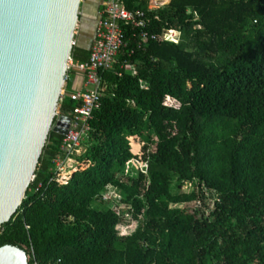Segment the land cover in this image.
<instances>
[{
	"label": "trees",
	"instance_id": "obj_1",
	"mask_svg": "<svg viewBox=\"0 0 264 264\" xmlns=\"http://www.w3.org/2000/svg\"><path fill=\"white\" fill-rule=\"evenodd\" d=\"M125 2L157 38L138 48L143 30L127 28L81 167L56 174L63 135L51 131L0 247L29 264H264V0ZM90 56L77 42L71 58ZM76 105L65 96L60 115ZM134 160L146 169L127 171ZM111 188L120 213L103 200ZM124 214L139 224L129 236Z\"/></svg>",
	"mask_w": 264,
	"mask_h": 264
},
{
	"label": "water",
	"instance_id": "obj_2",
	"mask_svg": "<svg viewBox=\"0 0 264 264\" xmlns=\"http://www.w3.org/2000/svg\"><path fill=\"white\" fill-rule=\"evenodd\" d=\"M84 0H0V228L26 196L55 121ZM0 264H29L24 250L0 247Z\"/></svg>",
	"mask_w": 264,
	"mask_h": 264
},
{
	"label": "built area",
	"instance_id": "obj_3",
	"mask_svg": "<svg viewBox=\"0 0 264 264\" xmlns=\"http://www.w3.org/2000/svg\"><path fill=\"white\" fill-rule=\"evenodd\" d=\"M125 1L101 0V11L98 14V25L95 40L91 47L90 59L84 63L75 62L73 58L68 60L67 73L64 77L65 85L60 101L65 96H68L77 105L73 109L72 114L69 115L71 120L67 133L63 136L61 142V154L54 160L57 175H61L65 162L68 160L75 161L76 156H80L86 151L84 144L91 136V121L95 113L101 109L107 90L103 74L113 69L119 53L124 48H127L128 41L125 32L127 28L143 30L140 35L141 40L137 44L138 48H141L149 38L153 40L157 38L156 35L150 36L147 32H144L148 21L146 12L141 9H127ZM173 32L175 31L170 30L164 35V38L177 43L173 38H169ZM76 46L77 40L75 38L73 48ZM132 53H134V50L131 51ZM126 67H128V64ZM72 72H75L73 76L71 75ZM78 74L83 77V80H81L79 87L76 88L74 79ZM70 82L72 83V89L69 93L67 89ZM56 116H61L60 111L57 112ZM136 161L134 160L128 165L146 169V165L142 166L141 163H138L139 161ZM137 163L139 166H137Z\"/></svg>",
	"mask_w": 264,
	"mask_h": 264
},
{
	"label": "rangeland",
	"instance_id": "obj_4",
	"mask_svg": "<svg viewBox=\"0 0 264 264\" xmlns=\"http://www.w3.org/2000/svg\"><path fill=\"white\" fill-rule=\"evenodd\" d=\"M85 8H86L85 11H81V9H83V8L80 9L81 20L79 21V25L76 29V35L78 34L76 36V40H77L78 44L83 43V38H84L83 36H81V37L79 36L78 29H81L83 27H87V30H89V31L87 32V36H85V39L91 40V37H92L91 31L94 30V28L96 27V24H97L96 1L95 0H89L88 5H86ZM151 9H153V8H151ZM169 38H173L175 41L178 42L180 39V33L175 31V32L170 34ZM87 44H88V42H87ZM83 46L85 47L86 45L84 44ZM81 80H83V77H81V75L78 74V76L74 79V85L76 88L79 87ZM57 112H59V107L57 109ZM56 118H58V116H56L55 119ZM87 146H85V144H84V148H87ZM138 163L140 164V162H138ZM138 163H137V166H139ZM77 165H78V163H76L73 160L72 161L68 160L67 162H65L64 170L62 171L61 176L64 177L65 179H66V177H69L74 171H76L77 167L79 166V165L78 166ZM80 167H78V168H80ZM131 168H132L131 165H128V171H130ZM183 190H187V186H184ZM103 200L111 202L112 208L118 213H120V212H122V210H124V208H122V206L120 205L121 195L115 188H111V189L107 190L103 195ZM213 206H214V203L211 202L212 209H213ZM185 208L188 209V211H190V213H193L197 209L202 208V203L193 202V203H191V205H187ZM122 218L124 220V222H123L124 225L119 228L121 231V234L123 236L132 235L137 230L139 224L133 220L131 215L124 214V215H122Z\"/></svg>",
	"mask_w": 264,
	"mask_h": 264
},
{
	"label": "crops",
	"instance_id": "obj_5",
	"mask_svg": "<svg viewBox=\"0 0 264 264\" xmlns=\"http://www.w3.org/2000/svg\"><path fill=\"white\" fill-rule=\"evenodd\" d=\"M96 1V7H97V11H96V20H97V24H96V27L94 28L93 31H91V40H87L85 39V36H87V32L89 30H87V27H83L81 29L78 30L79 32V36H83V43H80L79 45L81 47H84L83 45L85 44L88 49H91L93 43H94V40H95V34H96V28H97V25H98V14H100V11H101V0H95ZM88 2L89 0H87L86 2V5H88ZM168 2V0H153L152 4L150 5V9L153 8V9H157L163 5H165L166 3ZM88 42V44H87Z\"/></svg>",
	"mask_w": 264,
	"mask_h": 264
},
{
	"label": "flooded vegetation",
	"instance_id": "obj_6",
	"mask_svg": "<svg viewBox=\"0 0 264 264\" xmlns=\"http://www.w3.org/2000/svg\"><path fill=\"white\" fill-rule=\"evenodd\" d=\"M86 7V4H83V6H81V8H83V9H81V11H85V8ZM80 20H81V14H80Z\"/></svg>",
	"mask_w": 264,
	"mask_h": 264
}]
</instances>
